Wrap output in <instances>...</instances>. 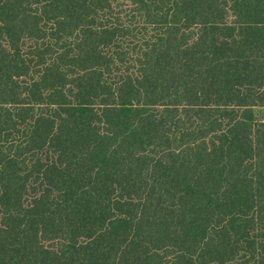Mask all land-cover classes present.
Instances as JSON below:
<instances>
[{
    "label": "trees",
    "instance_id": "trees-1",
    "mask_svg": "<svg viewBox=\"0 0 264 264\" xmlns=\"http://www.w3.org/2000/svg\"><path fill=\"white\" fill-rule=\"evenodd\" d=\"M0 264H264V0H0Z\"/></svg>",
    "mask_w": 264,
    "mask_h": 264
}]
</instances>
